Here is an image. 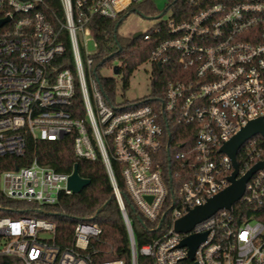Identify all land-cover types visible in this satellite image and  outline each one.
<instances>
[{"label":"built area","instance_id":"1","mask_svg":"<svg viewBox=\"0 0 264 264\" xmlns=\"http://www.w3.org/2000/svg\"><path fill=\"white\" fill-rule=\"evenodd\" d=\"M141 1L58 0L63 14L58 20L48 15L50 0H0V20L7 19L0 25V196L43 206L54 204L61 192L71 193V172H57L35 158L28 165L6 167L7 158L26 155L29 139L59 140L70 134L77 158L100 155L128 232L129 264H139L138 255L144 264H264V165L229 208L186 232L174 230L176 220L230 185L234 168L222 145L248 122L264 123V0H188L194 13L179 22L171 11L167 20L140 33L156 41L146 62L171 64L175 73L158 108L148 103L127 107L122 100L113 106L92 72L97 44L89 23L95 16L114 19ZM65 40L70 58L63 56ZM76 87L82 117L67 109ZM168 123L190 126L194 134L190 153H174L178 163L173 169L176 176L181 171V180L173 184L165 181L159 160L171 137ZM186 154L188 166L180 162ZM112 160L121 165L133 206L163 229L139 248ZM235 160L236 178L257 162L264 164V136L246 139ZM16 210L28 209L9 207L11 213ZM100 232L92 222L77 221L70 243L60 246L53 222L2 215L0 255L5 264H125L121 258H92L90 244ZM202 233L190 257L181 241Z\"/></svg>","mask_w":264,"mask_h":264},{"label":"trees","instance_id":"2","mask_svg":"<svg viewBox=\"0 0 264 264\" xmlns=\"http://www.w3.org/2000/svg\"><path fill=\"white\" fill-rule=\"evenodd\" d=\"M51 7L48 15L58 20L63 19L62 9L58 0H50ZM147 9V10H145ZM171 9L172 18L179 22L186 20L195 8L188 4V0H169L165 10ZM131 10L138 11L141 14L148 15L155 10L151 0H143L134 4ZM120 13L114 19H108L101 16H95L89 23L90 33L97 44V52L94 55L92 67L93 74L99 77L101 91L106 102L115 106V80L112 77L101 78L98 74L99 66H113V61L118 62V72L121 73L122 88L128 85L129 76L133 70L149 58L150 52L156 44L154 38L144 40L142 35L135 38H125L117 34V27L123 17L129 12ZM61 36L66 39V31H61ZM66 52L63 56L70 58V49L68 41L65 40ZM101 60V62H100ZM175 73L171 64L157 66L151 65L150 71V93L138 100L128 102L123 100V106L132 107L143 103L151 104L158 108L162 100L166 83L174 78ZM68 111L74 117H82L84 109L82 106L81 94L78 87L75 88L74 96L68 105ZM170 132L168 148H163L159 152L160 165L165 181L171 179L179 182L181 180V171L175 175V166L177 160L174 159L176 151L190 153L194 142V134L190 132V126L166 124ZM180 160L182 165L188 166L190 155ZM41 164L52 168L57 172H72L74 166L77 168L79 176L89 180V184L78 193L61 192L58 200L54 204L38 206L35 203L10 201L0 196L1 210L0 216L11 215L18 217L38 216L55 225V241L60 246L68 245L73 235V227L77 221L92 222L97 225L101 232L97 239L90 244V253L92 258L99 260H109L121 258L125 264L130 263V249L128 232L125 227L123 216L118 203L113 194V189L101 161L99 153L94 160L77 158L72 148V136L65 135L59 140H32L27 141L26 155L22 158L9 157L7 168L15 166L28 165L32 159ZM115 181L122 195L126 216L134 236L137 248L151 241L161 234L163 229H156L154 222L147 221L133 206L126 191L122 175L120 173V164L111 161ZM179 171V169H177ZM171 173L169 177L168 174ZM27 207V211L14 213L9 211L10 206ZM45 211V213L41 212ZM166 214L164 215V221ZM163 225V223H162ZM6 257L0 255V264H5ZM138 263H143V257L138 255Z\"/></svg>","mask_w":264,"mask_h":264},{"label":"water","instance_id":"3","mask_svg":"<svg viewBox=\"0 0 264 264\" xmlns=\"http://www.w3.org/2000/svg\"><path fill=\"white\" fill-rule=\"evenodd\" d=\"M7 19L0 20V25L4 23ZM140 34V32L134 33L131 38H135ZM159 66V63H158ZM112 71L114 74L118 72V65L114 64L112 66ZM260 133L264 136V123L261 119H254L248 122L238 133L232 136L227 142H225L220 150L226 153L233 165V172L228 177L230 185L217 193L216 195L209 198L201 206H195L190 209L183 217L179 218L174 223V230L177 232H186L193 227V225L210 215L215 211L221 208H229V206L237 201L244 190L245 182L249 179L250 175L256 171L258 168L263 167V162H257L253 165L248 171H246L242 176L236 178L237 175V162L235 156L237 151L244 144L245 140L249 137ZM89 184V180L78 175L77 168L74 166L73 171L68 176L67 179V188L71 193L80 192L85 186ZM159 225L157 226V228ZM205 237V234H195L188 236L181 241V245H187L189 247V256H193V252L197 245Z\"/></svg>","mask_w":264,"mask_h":264},{"label":"rangeland","instance_id":"4","mask_svg":"<svg viewBox=\"0 0 264 264\" xmlns=\"http://www.w3.org/2000/svg\"><path fill=\"white\" fill-rule=\"evenodd\" d=\"M155 6V10L144 15L138 11H129L119 23L117 27V34L130 38L134 33H144L150 28L154 27L160 21H165L169 18L171 9L165 10L169 0H151ZM147 10V9H145ZM95 50L91 41L88 43V51ZM118 64L113 61L111 65ZM150 71L151 64L144 62L135 68L129 76L128 85L122 88L121 73L114 74L112 66H99L98 74L101 78L112 77L115 80V101L126 100L128 102L138 100L150 93Z\"/></svg>","mask_w":264,"mask_h":264}]
</instances>
